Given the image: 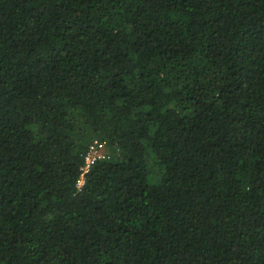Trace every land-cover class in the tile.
<instances>
[{
  "label": "trees",
  "instance_id": "trees-1",
  "mask_svg": "<svg viewBox=\"0 0 264 264\" xmlns=\"http://www.w3.org/2000/svg\"><path fill=\"white\" fill-rule=\"evenodd\" d=\"M0 264H264V0H0Z\"/></svg>",
  "mask_w": 264,
  "mask_h": 264
},
{
  "label": "built area",
  "instance_id": "built-area-1",
  "mask_svg": "<svg viewBox=\"0 0 264 264\" xmlns=\"http://www.w3.org/2000/svg\"><path fill=\"white\" fill-rule=\"evenodd\" d=\"M107 155L104 144L94 141L87 148V152L83 159V166L80 168V178L78 187H82L84 182V175L89 171L93 164L99 160H103Z\"/></svg>",
  "mask_w": 264,
  "mask_h": 264
}]
</instances>
